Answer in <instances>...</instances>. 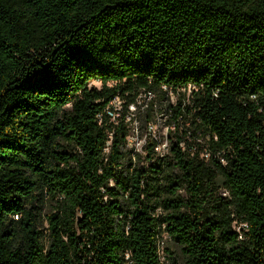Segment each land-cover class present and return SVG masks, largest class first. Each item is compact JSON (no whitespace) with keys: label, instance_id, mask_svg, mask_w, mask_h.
Listing matches in <instances>:
<instances>
[{"label":"trees","instance_id":"1","mask_svg":"<svg viewBox=\"0 0 264 264\" xmlns=\"http://www.w3.org/2000/svg\"><path fill=\"white\" fill-rule=\"evenodd\" d=\"M144 93L190 124L147 167L109 114ZM163 233L264 264V0H0V264H163Z\"/></svg>","mask_w":264,"mask_h":264},{"label":"rangeland","instance_id":"2","mask_svg":"<svg viewBox=\"0 0 264 264\" xmlns=\"http://www.w3.org/2000/svg\"><path fill=\"white\" fill-rule=\"evenodd\" d=\"M90 88H101L99 82H92L89 85ZM189 92H187L188 94ZM168 99H161L156 95L148 96L145 94L140 95L134 104L124 108V101L119 100L113 102V109L120 111L117 119H122L125 114V125L129 131V136L132 140V146H128L127 149L130 152L135 153L139 148L146 151L149 144L157 145L162 150V155L165 156V160H171V146L176 142V135H180L182 131H185L186 127L190 124L184 125L180 123V130H177V124L173 120L172 112L168 108L170 105L176 104V97L172 94H168ZM119 122V121H118ZM192 138L189 139L191 141ZM201 141V140H200ZM205 142V141H201ZM132 155V153H131ZM204 156V155H203ZM205 157H208L205 155ZM137 155L135 162H137ZM142 163H147L145 158H141ZM141 164V163H140ZM174 172L178 174V170ZM182 196L184 195L181 192ZM220 196L225 197L227 192L225 190L219 191ZM54 211L52 203L48 202L41 210V229L45 231L48 228L47 215ZM160 255L163 264H170V257H175L179 262L184 261V253L167 233H163L160 238Z\"/></svg>","mask_w":264,"mask_h":264},{"label":"built area","instance_id":"3","mask_svg":"<svg viewBox=\"0 0 264 264\" xmlns=\"http://www.w3.org/2000/svg\"><path fill=\"white\" fill-rule=\"evenodd\" d=\"M145 95H148V96H152L151 93H144ZM120 99L119 98H116L114 100L115 101H119ZM109 114L112 116V119L113 121L117 124L119 123V119H117L119 117L118 114H120V111L116 110L114 113L113 112H110L109 111ZM126 145L127 147L128 146H132V140L129 136V133H128V136L126 138ZM132 153V158H133V162L135 163V158H136V155L137 157H141V158H145V160L147 161V163H142L141 162V166H145L147 167L150 163H157L159 160H162L164 161L165 160V156H163L161 153H162V150L158 148V146L156 145L154 147V150H153V154H152V158L151 159H146L147 156L149 155V151L146 149V151H144L143 149L139 148L135 151V153L131 152ZM159 251H160V242H159Z\"/></svg>","mask_w":264,"mask_h":264}]
</instances>
